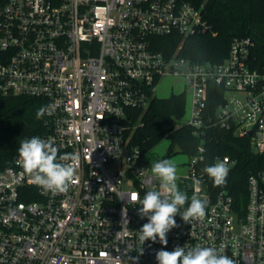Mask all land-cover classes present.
I'll use <instances>...</instances> for the list:
<instances>
[{
  "label": "built area",
  "instance_id": "2783aa9c",
  "mask_svg": "<svg viewBox=\"0 0 264 264\" xmlns=\"http://www.w3.org/2000/svg\"><path fill=\"white\" fill-rule=\"evenodd\" d=\"M208 30L202 9L187 0H0V98L42 99L47 130L36 137L51 138L58 156L79 157L62 194L32 184L19 156L0 168V264H157V251L197 244L235 264H264V171L249 177L239 211L224 187L235 162L215 157L230 169L216 186L203 171L211 165L203 144L177 185L189 202L193 195L208 201L205 217L185 223L177 215L167 245L146 241L136 259L147 219L129 198L160 190V181L148 152L131 142L133 115L157 98L161 79L182 77L190 87V115L177 127L198 136L233 131L264 154V69L252 65L255 42L235 38L221 63L185 57V40ZM178 38L176 49L161 47ZM210 99L221 101L213 111Z\"/></svg>",
  "mask_w": 264,
  "mask_h": 264
},
{
  "label": "trees",
  "instance_id": "16d2710c",
  "mask_svg": "<svg viewBox=\"0 0 264 264\" xmlns=\"http://www.w3.org/2000/svg\"><path fill=\"white\" fill-rule=\"evenodd\" d=\"M187 1L202 9L209 30L185 40L182 52L185 57L203 63H221L227 58L235 38L251 37L255 42L252 65L264 69V0ZM165 44L169 47L165 48ZM179 44L178 38L171 43L164 42L161 47L172 51ZM220 102L210 99L208 108L213 111ZM186 107V95L179 94L169 98L157 97L146 111L134 112L132 124L138 122V125L131 130L132 144L149 152L168 138L171 153L178 149L187 156L194 155L203 144L209 164L214 163L215 157L229 156L235 165L224 187L229 189L239 211H242L247 202L249 177L264 171V154L252 149L248 137H238L233 131L213 128L198 136L188 126L177 127L186 115ZM40 108H44V103L39 98H0V168L10 166L18 157L21 141L46 132L44 115L40 118L36 115Z\"/></svg>",
  "mask_w": 264,
  "mask_h": 264
},
{
  "label": "clouds",
  "instance_id": "9594fccd",
  "mask_svg": "<svg viewBox=\"0 0 264 264\" xmlns=\"http://www.w3.org/2000/svg\"><path fill=\"white\" fill-rule=\"evenodd\" d=\"M45 114L40 108L37 118ZM18 163L31 177V183L52 194L66 193L76 176V167L73 162L78 161L76 154L65 153L58 156V149L54 141L39 137H32L20 142L17 149ZM203 171L211 178L216 186L226 183L229 174L225 161L217 160L206 166ZM153 179L160 181V190H149L141 199L139 193L130 196L131 202L140 205L138 215L146 218L147 222L137 231L139 255H143V246L146 241L156 243L157 239L162 245H167V234L179 227L175 217L179 215L185 223L191 220L203 219L206 215L208 201L181 191L177 185V167L168 159L151 163ZM188 207L181 212L185 204ZM124 213L126 215L127 208ZM127 223V220H125ZM157 264H235L227 255L220 254L213 247H204L199 244L192 247L177 246L173 250H159L155 254Z\"/></svg>",
  "mask_w": 264,
  "mask_h": 264
},
{
  "label": "rangeland",
  "instance_id": "374dc122",
  "mask_svg": "<svg viewBox=\"0 0 264 264\" xmlns=\"http://www.w3.org/2000/svg\"><path fill=\"white\" fill-rule=\"evenodd\" d=\"M186 95V115L178 123L182 125L186 123L189 118L190 113V104H191V93L190 87L187 84L185 78L169 76L161 79L158 82L156 96L158 98H169L172 95ZM171 140L168 138L163 139L157 146L150 150L146 155V160L150 163L162 159L171 160L177 167V176L178 178L186 176L188 174L187 163L189 157L187 155L181 154L178 152V149H175L174 152H170Z\"/></svg>",
  "mask_w": 264,
  "mask_h": 264
},
{
  "label": "water",
  "instance_id": "95a60500",
  "mask_svg": "<svg viewBox=\"0 0 264 264\" xmlns=\"http://www.w3.org/2000/svg\"><path fill=\"white\" fill-rule=\"evenodd\" d=\"M226 180H227V178H226Z\"/></svg>",
  "mask_w": 264,
  "mask_h": 264
}]
</instances>
